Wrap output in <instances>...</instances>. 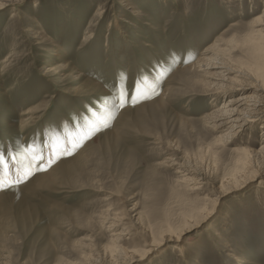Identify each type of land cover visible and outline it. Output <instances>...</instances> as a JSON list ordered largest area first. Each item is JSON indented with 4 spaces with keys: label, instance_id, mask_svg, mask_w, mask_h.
I'll return each instance as SVG.
<instances>
[{
    "label": "rangeland",
    "instance_id": "374dc122",
    "mask_svg": "<svg viewBox=\"0 0 264 264\" xmlns=\"http://www.w3.org/2000/svg\"><path fill=\"white\" fill-rule=\"evenodd\" d=\"M263 6L0 0V154L13 165L0 172V264H113L117 246L138 256L130 264H264V170L225 184L235 149H260L263 122L217 142L206 116L242 92L224 97L213 70L192 68L218 41L233 68L254 71L241 39Z\"/></svg>",
    "mask_w": 264,
    "mask_h": 264
},
{
    "label": "bare ground",
    "instance_id": "6f19581e",
    "mask_svg": "<svg viewBox=\"0 0 264 264\" xmlns=\"http://www.w3.org/2000/svg\"><path fill=\"white\" fill-rule=\"evenodd\" d=\"M248 25L245 28L246 33L243 35L241 42L247 47V53L252 60L254 71L244 70L240 68L241 66L239 67L240 69L238 68L239 70L233 68L225 59L224 53L227 49H221L218 41H214L210 47L202 52L195 65H193L194 63L191 64L193 65L192 68L197 69V71L213 70L206 77L211 79L207 84L218 90L220 95L225 97L231 92H242L237 97H227L228 100L226 99L227 101L222 103L220 108L206 116L211 127L221 134L217 142L226 143L232 136L245 130L251 123L263 122L262 126H260L262 137L260 139L262 141L260 149L255 151L247 145L237 147L235 152L241 154L242 158L237 162L235 174L230 179H226L225 184L235 180L242 181L254 170H264V6L261 15L255 16ZM228 53L230 52L228 51ZM231 74H235L236 77L243 78L244 80H228V76ZM198 183L195 182L193 185H198ZM194 187L196 186H193L192 189H195ZM164 231L166 233L163 237L164 241L179 242V234H174L169 229ZM120 235L121 233L116 235V240H119L118 236ZM114 253H116L115 260L111 261L113 264H120L123 260L125 264H130L138 258V256H135L130 251H126L118 246L116 247V251L114 250Z\"/></svg>",
    "mask_w": 264,
    "mask_h": 264
},
{
    "label": "snow or ice",
    "instance_id": "6c2138e0",
    "mask_svg": "<svg viewBox=\"0 0 264 264\" xmlns=\"http://www.w3.org/2000/svg\"><path fill=\"white\" fill-rule=\"evenodd\" d=\"M136 95L133 97V102L135 103L139 97L146 95V91L143 90L139 83L136 85L135 89ZM127 97L128 93L124 89L123 86L120 87L119 89V95L117 97L119 103L118 107L122 108L125 106L127 102ZM113 115V112L109 110L108 112V118H111ZM107 124V119H101L98 122H86V127L88 128V133L86 135H91L94 133L96 130H98L100 127L106 126ZM86 138L85 135L81 136H71V138L67 141V143L71 144L72 147H76L80 144L81 140ZM56 149L60 154L68 155L70 154V149L66 146L65 142L61 140V138L57 137L56 141ZM32 160L37 161V160H42L43 157L35 150L32 149ZM14 161V158H13ZM12 164H10L9 159L6 158L4 154H0V172H2L3 177H8L9 171L12 168ZM40 170H43L42 168ZM19 172V170H18ZM32 175V169L31 167L26 168L21 175H18L17 183L20 182L22 179H27ZM8 181L5 179H0V185H3L4 183H7Z\"/></svg>",
    "mask_w": 264,
    "mask_h": 264
}]
</instances>
